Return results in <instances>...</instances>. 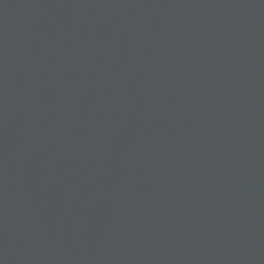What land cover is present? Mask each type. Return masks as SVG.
I'll list each match as a JSON object with an SVG mask.
<instances>
[{"label":"water","instance_id":"95a60500","mask_svg":"<svg viewBox=\"0 0 264 264\" xmlns=\"http://www.w3.org/2000/svg\"><path fill=\"white\" fill-rule=\"evenodd\" d=\"M180 252L264 264V0H0V264Z\"/></svg>","mask_w":264,"mask_h":264},{"label":"bare ground","instance_id":"6f19581e","mask_svg":"<svg viewBox=\"0 0 264 264\" xmlns=\"http://www.w3.org/2000/svg\"><path fill=\"white\" fill-rule=\"evenodd\" d=\"M73 26H76L75 24L72 23ZM240 135L243 136L244 133L243 131H240ZM185 255L182 254V252H180L179 254H177L176 256H174V258H176L178 261L176 263H171V264H190L191 260H185L184 259Z\"/></svg>","mask_w":264,"mask_h":264}]
</instances>
